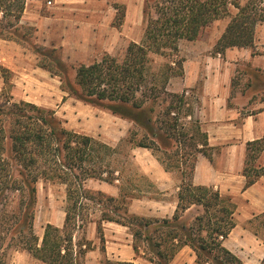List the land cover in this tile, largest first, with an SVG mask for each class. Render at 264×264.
I'll use <instances>...</instances> for the list:
<instances>
[{"label":"trees","instance_id":"obj_1","mask_svg":"<svg viewBox=\"0 0 264 264\" xmlns=\"http://www.w3.org/2000/svg\"><path fill=\"white\" fill-rule=\"evenodd\" d=\"M26 1L0 0V39H25L20 19ZM114 7L119 26L125 9ZM142 12L140 41H131L122 58L104 54L89 64L78 65L72 83L65 76L66 66L56 49L34 46L33 50L39 57L38 66L58 76L68 96L131 122L125 138L130 147L148 149L165 171L180 172L174 213L163 218L129 213L128 199L137 198L135 191H142L114 168L111 157L117 153L116 147L65 128L49 109L0 98V245L4 244L0 264H7L6 249L26 252L45 264H83L91 242L84 237L74 239L91 222L95 223L102 252V223L115 222L127 227L135 256L152 264H170L185 245L194 251L198 264H243L223 244L236 225L234 202L211 186L192 182L197 156L211 159L216 148L208 145L207 134L194 118V105L185 92H170L167 84L171 77L183 75L179 42L198 39L215 20L228 18L214 43L215 53L251 46L257 24L264 21V0H143ZM150 54L170 59L160 74L149 71ZM2 75L6 82L7 76ZM158 103L164 105L156 113L154 105ZM263 150L264 138L246 143L244 188L264 177V166L255 164ZM91 179L118 182L117 196L87 188L85 183ZM39 180L65 186L63 223H47L41 238L34 232ZM193 204L202 211L192 219L183 218Z\"/></svg>","mask_w":264,"mask_h":264},{"label":"rangeland","instance_id":"obj_2","mask_svg":"<svg viewBox=\"0 0 264 264\" xmlns=\"http://www.w3.org/2000/svg\"><path fill=\"white\" fill-rule=\"evenodd\" d=\"M245 1L242 0V2ZM115 5H121L125 9V16L119 26H116L118 23L115 21ZM142 10L143 0H30L23 12L24 21H26L20 23L21 32L26 33L25 39L19 42L0 39V69H7L2 72L0 70V98H11L14 102L23 100L49 109L54 112L65 128L93 136L116 147L117 153L111 157L114 168L121 171L125 179H131L130 182L139 185L142 191H135L138 193L137 198L128 199V211L136 215L139 214L135 211L147 212L153 209L149 203L135 201L136 199L151 197L167 199L170 197L161 195L162 193L154 184V187L147 185L149 178L141 166L142 163L150 164L156 158L150 150L140 147L131 148L125 141L128 130L132 128L131 122L112 114L107 109L92 106L73 96H68L61 88L60 78L38 66L39 57L33 47L56 49L66 66L65 76L72 83L75 68L78 65L89 64L100 59L104 54L122 58L131 41H140L144 29ZM234 12L235 9L231 7V13ZM227 21L228 18L213 21L193 42L181 40L179 47L182 53L180 50L178 56L183 57L184 52L194 53L197 57L199 56L197 52L202 53L203 56H217L213 46L223 32ZM207 47L209 50L206 51ZM238 50L241 51V48ZM243 51V54L246 53L245 56L250 55V59L255 58L256 60L255 63H252L250 59L244 60L240 58V54L238 58L230 60L233 85L228 95L227 106L238 110L237 122L246 114H253L264 109V21L257 24L252 45L245 47ZM47 61L52 63L51 60ZM169 61L170 59L164 56L150 54L149 71L160 74ZM217 64L219 65L217 62L216 64L209 63L213 69L218 68ZM2 74L7 76L6 82ZM180 78L176 76L170 82L172 89L179 88L180 80L178 79ZM198 83H200L199 79L191 88L192 93L186 94L189 102L194 103V94L199 90ZM170 92L176 93L174 90ZM158 104L154 105L156 113L164 105V103ZM171 172L181 180L180 172ZM141 176L146 178L140 180ZM149 181L151 182L150 179ZM85 185L92 190H101L117 196L118 182L109 184L91 179L87 180ZM36 190L34 232L41 238L47 223L57 226L63 223L65 186L56 181L39 180L36 183ZM193 214V211L188 212L186 218L190 219ZM236 220L240 219L236 218ZM247 221H240L242 223L238 228L251 229L264 243V213L257 215L249 223ZM103 226L109 231L112 241L131 240L132 243L128 229L115 228L106 223ZM82 237L91 242L92 250L93 248L96 250L94 253L87 252L82 263L108 264L107 256L99 248L100 239L94 222L88 223L83 230L78 231L74 241L82 240ZM236 239L237 237L234 236L229 240L231 246L235 245ZM247 242L248 246L244 245L247 252L244 251L241 254L243 257L252 258L251 254L246 253L254 251L252 248L255 245H252L250 240ZM3 248L4 244L0 245V249ZM5 252L7 264H45L23 251L6 249ZM263 252L264 245L259 254ZM109 264H116V261L112 260ZM136 264L150 263L139 257Z\"/></svg>","mask_w":264,"mask_h":264},{"label":"crops","instance_id":"obj_3","mask_svg":"<svg viewBox=\"0 0 264 264\" xmlns=\"http://www.w3.org/2000/svg\"><path fill=\"white\" fill-rule=\"evenodd\" d=\"M28 1L30 0H27L25 5L28 4ZM24 18L23 13L20 23L26 21H24ZM187 41L193 42L194 40ZM180 50L179 47V52ZM205 50L207 51L209 48L207 47ZM243 50L244 48H241V51L237 47L228 48L224 51L223 56L217 53V56L214 57L203 56L202 53L198 54L197 51L195 53L199 55L198 57L194 53L184 52L182 55L184 57L183 75L179 76L181 78L178 79L180 80V86L177 90L172 89L170 82L176 77L173 76V78L169 79L167 90L184 91L185 94H189L198 79L200 80V83H198L199 90L194 94V118L198 119L201 129L206 132L208 145L216 149L211 159L202 154L197 156L192 182L195 185L211 186L217 189L221 195L231 198L236 206L234 213L236 225L223 241V244L237 255L243 264H261L264 252L261 255L259 252L264 243L258 238L256 232L244 227L239 229L238 226L242 223L240 221L248 220L247 222L249 223L257 215L264 213V177H260L254 184L244 188L245 177L242 174L246 156V143L264 138V109L253 114H246L237 122L238 110L227 106L232 75L230 60L238 58V54L244 60L251 58L250 55L245 56L246 53L243 54ZM255 60V58L250 59L252 63H255ZM210 62L219 63V65L217 64L218 68L213 69L209 65ZM255 164L264 166V150L258 155ZM141 168L162 193L161 195H169L170 197L167 199L154 197L142 200L136 199L135 201L149 203L153 209L147 212H135L148 217L162 218L172 216L177 204L180 179L177 178L175 173L165 171L154 159L150 164L142 163ZM190 211L194 212L190 218L192 219L202 210L198 205H190L184 211L183 218H186ZM236 218L240 220H236ZM105 223L113 225L115 228L127 229V227L115 222H103L102 225ZM102 230L105 240L103 254L107 256V259L136 264L139 257L134 254L131 240L124 242L112 241L109 231L104 226ZM234 236L237 239L235 245L231 246L229 240L234 238ZM249 240L255 247L253 246L252 248L254 251L246 254H251L252 258L243 257V254H241L244 251L247 252L244 245L248 246L247 241ZM95 251L93 248V250L91 249L87 252L94 253ZM195 258L194 251L185 245L174 255L170 264H198Z\"/></svg>","mask_w":264,"mask_h":264}]
</instances>
